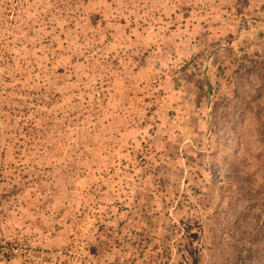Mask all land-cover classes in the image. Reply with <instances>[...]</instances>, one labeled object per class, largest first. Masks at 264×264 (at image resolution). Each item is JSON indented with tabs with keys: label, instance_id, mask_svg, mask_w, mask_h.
<instances>
[{
	"label": "rangeland",
	"instance_id": "374dc122",
	"mask_svg": "<svg viewBox=\"0 0 264 264\" xmlns=\"http://www.w3.org/2000/svg\"><path fill=\"white\" fill-rule=\"evenodd\" d=\"M0 264H264V0H0Z\"/></svg>",
	"mask_w": 264,
	"mask_h": 264
}]
</instances>
